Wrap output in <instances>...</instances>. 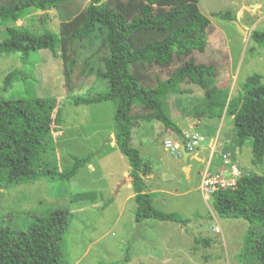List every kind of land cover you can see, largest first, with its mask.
Instances as JSON below:
<instances>
[{
  "label": "rangeland",
  "instance_id": "1",
  "mask_svg": "<svg viewBox=\"0 0 264 264\" xmlns=\"http://www.w3.org/2000/svg\"><path fill=\"white\" fill-rule=\"evenodd\" d=\"M107 2L116 5L127 0ZM88 3L66 0L47 12L34 11L10 24L36 34L45 30L56 34L61 41L57 50L62 54L63 65L55 64L58 60L50 61L52 53L49 49L31 52L25 63L19 52L0 55V93L7 99L28 98L33 90L39 96L56 97L61 108V124L53 136L60 168L70 166L71 154H92L90 163L94 170L86 164L68 179H42L1 190L0 226L15 231L26 230L34 216L48 218L57 211L58 218L68 224L63 264H244L240 255L252 224L243 218H224L217 214L214 196L206 195L205 198L200 188L196 167L191 179L187 180L182 169L184 161L177 153L166 150L165 142L176 141L177 134L157 120L140 121L133 128L132 146L155 174V179L148 183L153 205L189 222L184 226L175 221H136V200H126L130 190L116 184L122 177L123 165L129 163L118 147L112 148L109 142L111 133H115V102L74 104L71 99L75 95H89L110 88L106 78L100 79L93 89L84 79H80L82 85L74 80V76L83 78L87 72L95 73L98 68H103L109 53L105 45L106 28L101 24L88 38L71 37L72 31L84 19ZM142 3V0H128L127 7L121 12L131 21L130 13L139 15ZM198 6L211 21L207 30L209 43L203 52L195 50L191 55L175 57L168 66H145L137 62L131 71L136 72L134 67L140 73L142 71L143 83L154 86L158 78H168L174 69L192 58L196 63L216 67L215 85L229 98L242 93V84L248 77L260 74L264 80V45L256 43L252 37L254 31L264 30V0H200ZM159 7L166 10L170 5ZM218 13H230L231 17L221 18ZM4 28L5 24L1 22V30ZM141 33L143 31L137 32L134 37ZM167 34L145 33L138 38V43L134 41L133 47L141 48L144 45L138 46L139 43L148 40L163 41ZM49 66L56 71L41 85L42 69ZM14 68L26 71V78L20 76L3 91L4 77ZM59 72L66 76L65 86ZM138 75L143 79L141 74ZM180 88L183 92L170 95L165 108L167 114L183 126L190 114L194 116L197 109L203 108L205 91L189 80ZM141 106L139 102L135 103L133 114L142 112ZM198 116L206 120L204 125L198 126L200 132L222 129V139L237 138L231 116L225 115L223 121L218 117L204 119V115ZM221 121L223 126H220ZM241 149L242 169L247 174H264V156L254 164L251 144L247 142ZM172 173L173 178H166ZM195 237L207 238L210 243H197Z\"/></svg>",
  "mask_w": 264,
  "mask_h": 264
},
{
  "label": "trees",
  "instance_id": "2",
  "mask_svg": "<svg viewBox=\"0 0 264 264\" xmlns=\"http://www.w3.org/2000/svg\"><path fill=\"white\" fill-rule=\"evenodd\" d=\"M65 1L0 0V33L3 32V37L0 34V55L19 52L23 63L31 52L41 49H49L57 55L61 41L53 32L45 30L36 34L10 24L34 11L47 12ZM84 1H89L84 9V19L72 31L71 37L88 38L98 24L106 28L105 45L109 53L104 59V67L98 68L96 74L108 79L110 88L89 95H75L71 99L74 104L118 102L115 141L131 167V182L138 204L136 221H175L185 226L189 220L153 205V195L147 191L144 179L152 167L132 146L133 128L140 121L157 120L182 138L183 130L167 114L165 104L170 95L182 93L180 85L189 80L205 91L203 108L197 109L193 117L199 114L211 118H220L224 114L232 116L237 147L249 142L253 150L252 162L257 164L264 156V80L260 74L248 77L242 84V93L229 98L215 85L216 67L196 63L191 58L174 69L168 78H158L154 86H148L143 83L142 71L140 73L135 67L137 73L131 71L133 64L168 66L175 57L191 55L195 50L203 52L208 46L207 30L211 21L200 11V0H142L140 14L130 13L131 21L121 12L127 7L128 0L116 5L107 0ZM161 4L170 7L163 10L159 7ZM217 15L231 17L230 13ZM1 22L5 24L3 30ZM139 31L143 33L134 37ZM148 32L168 34L163 41L148 40L139 43L138 46L143 47L134 48V41L138 43V38ZM252 37L256 43L264 45V30L254 31ZM25 72L20 68L8 72L3 91L20 76L26 78ZM137 102L143 105L142 112L133 114ZM60 124L61 108L56 97L39 96L35 90L28 98L18 99H7L0 93V191L42 179H68L91 162L92 154H71L70 166L60 168L53 136ZM213 196L214 209L219 216L243 218L252 224L240 255L243 263L264 264V174H244L235 187L220 190ZM58 217L57 211L48 218L34 216L27 229L20 231L0 226V264H63L68 224ZM194 240L210 243L207 238L195 237Z\"/></svg>",
  "mask_w": 264,
  "mask_h": 264
},
{
  "label": "crops",
  "instance_id": "3",
  "mask_svg": "<svg viewBox=\"0 0 264 264\" xmlns=\"http://www.w3.org/2000/svg\"><path fill=\"white\" fill-rule=\"evenodd\" d=\"M61 56H62L61 52L59 50H57V55L52 54L50 56V61H51V59L52 60H58L57 63L55 62V64L60 63L63 65V61H62ZM42 71L43 72H42L41 79H40L41 85L43 84V81L46 82L45 80L48 79L47 76H49L52 72H55L56 70L53 67L51 69V67L49 66L44 70L42 69ZM45 74H46V76H45ZM59 77H60L61 82L65 86L66 76H65L64 72L63 73L59 72ZM102 78L103 77L97 76L96 72L95 73L87 72V74L83 78H79V76L77 78L74 76L75 81L81 82L80 79H84L87 83H91L92 89L97 84V82ZM80 84L82 85L83 82H81ZM84 84H86V83H84ZM173 96H175V95L173 94ZM170 97H172V96H170ZM170 97L168 98V100L170 99ZM117 105H118V102H115V104H114V108H115L114 109V118H115V114H116ZM196 109L197 108L194 107V110H196ZM225 115H227V114H224L223 117H220V120L223 121V118L225 117ZM205 117L206 116H204V119H207V117L206 118ZM192 118L195 119L194 122H191ZM231 118L233 119L232 116H231ZM222 121H221L220 126L224 125V123ZM204 122H206V120H203L201 117H199V116L193 117L190 114L188 116V122H187L188 125L186 124V125L180 126L178 123L177 124L181 127L183 132L185 130L199 131L197 129L198 126L204 125ZM184 126H186L185 129H183ZM205 134L209 138V144L203 145L201 148H199V150L196 153H190L186 149L182 148L180 153L177 154L178 157H180L181 160L184 161V163H185L182 166V169L185 172V176H186L187 180L191 179V175H192V172L194 171L195 167H196L197 173L200 175V181H201L202 175L206 171H212V172L221 171L225 167L224 159H225V155L228 153L232 154L233 160L236 161L238 163V165L240 166V168L242 169V167H241V156L243 155V151H242L241 147L240 148L237 147V138L234 140L232 138H229V137L222 139V137H221L222 129H218L216 131L208 130ZM110 136L111 137L109 139V142L111 143L110 146L113 148V147L117 146L116 141H115V133H111ZM176 138H177L176 141L181 139V137L178 134H177ZM214 139H216V147H215V149H211L210 144ZM236 150H239V152ZM87 165H88L89 169L94 170V166L92 163H88ZM130 170H131L130 165L124 164L123 169H122V177H121V179L118 178V181L116 183L118 186L126 187V189H128V191L130 190V192L127 195L126 200L135 199V192H134L133 187H132ZM242 171L245 172L244 169H242ZM245 174H247V173L245 172ZM166 176H167L166 178L171 179L174 177V174L173 173L170 175L167 174ZM144 179L146 182L147 191L151 192L149 190L148 183L151 180L155 179V174L153 173V171H151L148 175H146L144 177Z\"/></svg>",
  "mask_w": 264,
  "mask_h": 264
},
{
  "label": "built area",
  "instance_id": "4",
  "mask_svg": "<svg viewBox=\"0 0 264 264\" xmlns=\"http://www.w3.org/2000/svg\"><path fill=\"white\" fill-rule=\"evenodd\" d=\"M205 143L209 144L208 136L200 131L183 132V137L178 141L167 140L165 147L172 153L179 154L184 147L190 153H196ZM216 139H214L210 148L215 149ZM239 152V150H236ZM225 167L219 172L206 171L201 178L200 188L202 189L204 196H213L220 190H226L233 188L238 184L239 179L244 175V172L236 161L233 160L231 153L225 155L224 159ZM219 231V228H215Z\"/></svg>",
  "mask_w": 264,
  "mask_h": 264
},
{
  "label": "water",
  "instance_id": "5",
  "mask_svg": "<svg viewBox=\"0 0 264 264\" xmlns=\"http://www.w3.org/2000/svg\"><path fill=\"white\" fill-rule=\"evenodd\" d=\"M194 120H195V119H192L191 122H194ZM187 125H188V124H187ZM185 127H186V126H184L183 129H185ZM183 149H185V148L183 147Z\"/></svg>",
  "mask_w": 264,
  "mask_h": 264
}]
</instances>
